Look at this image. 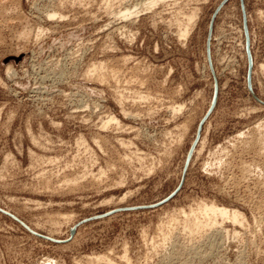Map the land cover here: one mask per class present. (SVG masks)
I'll return each instance as SVG.
<instances>
[{"label":"rangeland","instance_id":"rangeland-1","mask_svg":"<svg viewBox=\"0 0 264 264\" xmlns=\"http://www.w3.org/2000/svg\"><path fill=\"white\" fill-rule=\"evenodd\" d=\"M107 1L0 0V264H264V0Z\"/></svg>","mask_w":264,"mask_h":264},{"label":"bare ground","instance_id":"bare-ground-1","mask_svg":"<svg viewBox=\"0 0 264 264\" xmlns=\"http://www.w3.org/2000/svg\"><path fill=\"white\" fill-rule=\"evenodd\" d=\"M109 1H111V0H108L107 1V5H109L108 4V2ZM158 1V0H157ZM157 1L155 2V0H154V2L153 1H151L150 3L149 2H147V3H149L150 4V10L152 9V8H154V5L155 4H153V3H157ZM112 2V1H111ZM159 2V1H158ZM160 2H162V1H160ZM159 2V3H160ZM149 4H145V5H147V6H149ZM111 5H113V4H111L110 3V6ZM110 6H108V9H109V7ZM151 6H153L152 8H151ZM146 7V6H145ZM144 7V8H145ZM156 7V6H155ZM111 8H112V6H111ZM110 8V9H111ZM147 8V7H146ZM145 10V9H144ZM146 10H148V8L146 9ZM127 11V10H126ZM126 11H124L123 13H125L124 15L122 14V12H121V14H122V16H124L125 18H127L128 16H131L132 17V15H134L133 14V12H132V10L131 11H129V9H128V11L126 12ZM137 12V11H136ZM139 12V11H138ZM137 14V13H136ZM120 15V14H119ZM56 17V15H54V16H52V18L54 19ZM197 17V16H196ZM195 17V18H196ZM51 18V17H50ZM129 18V17H128ZM193 19H194V16L193 17H189L188 18V20L191 22H193ZM196 21V20H195ZM194 21V22H195ZM191 22V23H192ZM190 23V24H191ZM192 24H194V23H192ZM181 32H182V36L181 37H188L189 36V34L191 33L190 32V25L188 24L186 27H185V29H181ZM103 65V64H102ZM101 65V66H102ZM11 66V65H10ZM100 66V67H101ZM96 68V67H95ZM8 73H10V71H11V68L9 67L8 69ZM100 70H101V68H100ZM263 70H264V67H263ZM95 71H96V69H95ZM103 76V75H102ZM101 76V78L100 79H102L103 77ZM100 77V76H99ZM104 79V78H103ZM101 81V80H100ZM105 81V80H104ZM175 108V107H174ZM178 110H180L181 111V108H178ZM178 110H174V112L175 111H177L178 112ZM110 118V117H109ZM114 121V123L115 122H117V119L115 118V117H111L110 118V120H109V122H113ZM107 122V121H106ZM118 123V122H117ZM105 124V123H104ZM103 124V125H104ZM259 124V123H258ZM106 125H107V123H106ZM105 125V126H106ZM105 126H103V127H105ZM107 128H108V126H107ZM104 129V128H103ZM257 132V131H256ZM262 134H263V132H262ZM253 135V134H252ZM264 137V136H263ZM252 138V137H251ZM249 139V138H248ZM256 139V138H255ZM260 140V139H259ZM261 140H264V139H261ZM202 142H201V145H203V143H204V140H201ZM248 142V141H247ZM252 142V141H251ZM261 142V141H260ZM249 143V142H248ZM247 143V144H248ZM254 143V142H253ZM256 143V142H255ZM254 143V144H255ZM262 144L264 143V142H261ZM260 146V145H259ZM263 149V148H262ZM221 164V163H220ZM104 172V171H103ZM122 202V201H121ZM264 202V201H263ZM264 206V205H263ZM263 206H262V208H263ZM257 209H259V208H257ZM261 209V208H260ZM264 209V208H263ZM198 210V211H197ZM197 210H192L191 211V215H187L186 214V212H183L184 214H183V216L185 215V218L187 219L186 221H185V223H186V225H183V226H185L186 228H184V229H186V231H187V229L191 232V233H193V235L194 234H198V233H200L201 234V232L203 233V231H205V229H206V227H210V226H217V225H219V219H221V220H230V221H232V222H234V223H240V224H242V221H244V217H243V215L241 214V212H238L237 210H230V209H228V208H226V207H223V206H219V205H217V204H215V203H211V204H203V205H200L199 207H198V209ZM257 211H260V210H257ZM255 215V214H254ZM200 216H204L205 217V219H206V221L205 222H202V221H200L199 220V217ZM264 217V216H263ZM175 218V220H176V217H172L171 219L173 220ZM177 218H179V217H177ZM262 219V218H261ZM171 220V221H172ZM177 221H179V220H177ZM177 221H175V223L177 222ZM261 221V220H260ZM178 223V222H177ZM179 223H180V221H179ZM182 223V222H181ZM184 224V223H183ZM183 229V231H185ZM209 230H211V229H209ZM176 231V230H175ZM217 231V230H216ZM169 232H171V231H169ZM210 232V231H209ZM224 232V231H223ZM223 232H221L222 234H223ZM206 232H204V234H205ZM218 233H220V231L219 232H217V235H218ZM227 234H228V232H226ZM171 234H173V233H171ZM188 234H189V232H188ZM166 235H168V234H166ZM221 235V234H220ZM219 235V236H220ZM225 235V234H224ZM169 236H171V235H169ZM168 236V237H169ZM189 236H190V234H189ZM199 236V235H198ZM208 236V235H207ZM215 236H216V234H215ZM218 236V237H219ZM227 236H229V235H227ZM164 237H167V236H164ZM167 237V238H168ZM191 237V236H190ZM204 237V236H203ZM209 237H211V236H209ZM217 237V238H218ZM221 237H223V235L221 236ZM167 238H165V239H167ZM216 238V237H215ZM206 239V238H205ZM208 239V238H207ZM213 239V238H212ZM210 240V239H209ZM208 240V241H209ZM215 240V239H214ZM177 242V241H176ZM209 244V243H208ZM174 245V244H173ZM211 245V244H210ZM212 245H214V243L212 244ZM197 246V245H196ZM171 247H173V246H171ZM175 247V246H174ZM213 248H214V246H212ZM211 247V248H212ZM194 248H196V247H194ZM212 248V249H213ZM173 251V250H172ZM175 252V251H174ZM191 252V251H190ZM171 253V252H170ZM176 253V252H175ZM207 255V254H206ZM168 256V255H167ZM125 258H128V255L126 254L125 256H124ZM170 257H171V255H170ZM174 257V256H173ZM89 258V257H88ZM124 258V259H125ZM169 258V257H168ZM195 258V257H194ZM176 259V258H175ZM127 260V259H126ZM90 261H91V264H100L101 262H106V264L107 263H109V264H114V263H112V260H110L108 257H106V256H100V255H98V256H94V257H91V259H90ZM129 261V260H128ZM169 263V262H168ZM102 264V263H101ZM186 264V263H185Z\"/></svg>","mask_w":264,"mask_h":264}]
</instances>
